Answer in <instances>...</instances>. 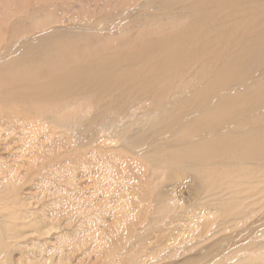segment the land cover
<instances>
[{"label":"bare ground","instance_id":"bare-ground-1","mask_svg":"<svg viewBox=\"0 0 264 264\" xmlns=\"http://www.w3.org/2000/svg\"><path fill=\"white\" fill-rule=\"evenodd\" d=\"M189 1L179 0L178 13L169 0L165 16L149 15L142 29L149 42L122 56L59 46L64 40L55 33L36 36L14 55L0 48V166L9 170L5 150L50 143L55 150L31 160L36 174L65 159L79 175L100 162L105 179L97 192L107 209L120 207L124 232L113 233L117 241L96 264H264V0ZM72 38L77 44L79 36ZM132 110L143 111L145 121L123 136L127 146L107 144ZM11 171L0 169V264H68L84 251L82 241L67 239L55 209L23 198ZM187 175L205 200L216 197L229 210L220 227L239 228L238 242L196 252L211 237L187 244L156 237L169 215L157 213L162 189ZM77 211L81 230L87 217ZM95 212L93 218L105 214Z\"/></svg>","mask_w":264,"mask_h":264},{"label":"rangeland","instance_id":"rangeland-1","mask_svg":"<svg viewBox=\"0 0 264 264\" xmlns=\"http://www.w3.org/2000/svg\"><path fill=\"white\" fill-rule=\"evenodd\" d=\"M167 1L169 0H0V48L5 47L10 50L9 52H14V55L19 49L26 47L28 41L36 36L55 33L64 40L58 43L59 46L76 47L75 50L87 54L98 53L99 58L122 56L133 48L149 42L147 34L142 31L144 23L148 20L149 15L165 16L163 10ZM172 1L179 5L173 11L174 14L178 13L185 3L190 2L181 0L184 2L181 5L179 0ZM130 15H137L139 18L131 20ZM149 31L159 34L156 25H151ZM74 35L79 36L78 43L75 45L71 43ZM188 92L184 90L182 96H186ZM143 114V111L132 110L129 112L126 116V123L121 120L116 123L114 130L119 140L105 142L119 148L126 147L127 142L123 136L127 135L128 130L137 128L142 120L145 121L142 117ZM57 129L65 130V127L58 126ZM98 130H104V126L99 127ZM16 143L19 144L20 141H16ZM53 145L52 143L48 144L44 150H39L41 147L38 144L33 147L22 146L23 149L16 148L14 151L5 150L1 154L8 162L9 170H4L5 165H1L0 169L3 172L19 169L17 172H11L19 174L17 182L22 197L30 200L29 202L32 204H36L35 206L40 210L45 207L48 211L55 209V213L60 214L62 218L64 227L62 230H64L67 239L75 242L79 237V240L82 241L84 251L81 249L71 256L68 264L102 262L105 248H109L117 241L113 235L118 231L119 237L124 232L123 227L117 228V225L122 221L123 212L119 206L107 209L103 203L107 201L106 197L101 192H97L100 180L105 179V172L101 170L99 161H92L94 167L82 170L80 175L75 174L76 170L70 169L71 163L68 159H65L67 162L64 161L65 163L60 167L55 166L48 170H41L40 174H36L35 171L39 168L37 169L36 166L34 168V162L31 160L41 152H48L49 149L55 150ZM25 150L28 151L25 152ZM90 156L88 158L93 160ZM163 172L166 173V170ZM138 190H142V186L139 185ZM131 193L134 194L135 190H132ZM162 193L160 198L162 201L157 202V213L169 212V215L168 222L164 223V229L155 233L157 238L161 240L177 238L183 241V244H187L186 240L193 237H195L194 240L211 237L208 242L200 245L196 252L208 244L210 245L208 246L209 250H211L218 241H225L226 246L241 239L239 228L227 230L226 226L220 227L231 216L229 210H221L216 202V197H211L208 201L205 200L203 191L194 176L187 175L168 180ZM147 206L145 210H152L151 205ZM77 207L81 208L88 219L85 218V225L81 230L74 221L78 217ZM95 211L97 213L100 211L99 215L100 213L105 214L99 216L100 218H93ZM151 213L146 212L145 218H148ZM135 216L136 212H130L131 218ZM137 231L140 232L138 229ZM93 235H96L94 239L97 238L95 239L97 241L93 240L91 237ZM107 240H110L109 244ZM106 245L108 247H105ZM221 251H223V247ZM21 253V251L14 252L13 259L19 261Z\"/></svg>","mask_w":264,"mask_h":264}]
</instances>
